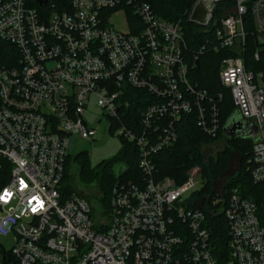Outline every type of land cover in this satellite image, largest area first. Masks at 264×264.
<instances>
[{
    "label": "built area",
    "instance_id": "obj_1",
    "mask_svg": "<svg viewBox=\"0 0 264 264\" xmlns=\"http://www.w3.org/2000/svg\"><path fill=\"white\" fill-rule=\"evenodd\" d=\"M226 1L196 0L188 21L208 28ZM234 2L208 48L235 54L222 59L219 78L241 118L258 129L249 164L261 184L264 72L248 71L243 55L250 16L261 60L264 0ZM119 9L133 14L127 33L111 23ZM0 42L11 47H0V236L14 239L2 264H264V220L253 200L234 189L213 202L223 205L227 237L216 253L210 215L192 198L203 186L198 168L181 184L156 179L154 158L177 141L184 115L196 113L211 138L221 126L223 94L212 97L192 81L180 22L158 17L142 0H71L69 10L49 13L29 0H0ZM129 89L149 103L139 118L127 110L136 99ZM91 100L110 132L138 148L143 177L117 182L98 217L87 198L63 188L78 155L74 141L97 136L86 122Z\"/></svg>",
    "mask_w": 264,
    "mask_h": 264
},
{
    "label": "trees",
    "instance_id": "obj_2",
    "mask_svg": "<svg viewBox=\"0 0 264 264\" xmlns=\"http://www.w3.org/2000/svg\"><path fill=\"white\" fill-rule=\"evenodd\" d=\"M148 3L153 12L160 18L173 22L181 23L184 31V36L187 42V49L185 51L186 58L189 63L191 79L198 85L199 88L206 90L212 97L223 94V100L218 101L220 117V131L215 138L207 136L201 128L198 126L197 114L184 115L176 124L177 141L167 149L159 152L155 158L156 166V179L162 180L164 178H171L178 184H181L186 179V173L195 168L200 167L202 170V188L192 194L199 195L203 199L196 200L201 208H203L211 221V226L214 232V247L215 252L220 253L225 247V221L223 215L220 213L222 204L212 205L215 192L213 188L214 174L219 171L218 166L223 168L222 162L225 161V156L228 155V148L221 150L216 158L210 159L208 162L202 156V149L204 146L225 141L226 144L238 143L243 147L245 153L241 159V172L231 178L228 184H225L224 194L227 198L234 189H238L241 195L245 198L253 200L259 208L262 220H264V183H255L252 180L249 161L252 156L253 140L250 138H231L226 137L224 128L226 124L236 115L237 111L231 96L230 91L223 87L219 78V66L223 58L231 55H235L231 51L229 52H213L208 47L215 43L214 32L217 26H219L220 20L223 15H226L228 10L234 6V0H229L216 5L214 11V24L208 28H201L188 21V14L196 2V0H142ZM41 0H29L30 5L45 13H49L51 9L57 11L69 10L71 0H47V5L40 6ZM54 6V7H52ZM133 18V14L130 13V19ZM246 31V43L243 55V61L248 71L253 73L264 72V52L260 61L254 59L256 51L260 50L261 45L257 42L255 34L253 33L254 27L251 22L250 16L247 17L245 24ZM207 49L200 55L198 60H195L194 56L199 53L202 47ZM1 50L9 53L11 47L0 42ZM264 51V50H263ZM5 52V53H6ZM129 94L135 95L136 99L127 109L132 112L136 118L141 116V113L145 109L147 103L140 101L141 95L145 93L129 89ZM150 97H148L149 99ZM151 103V101H150ZM122 148L119 155L111 160L104 161L92 168L85 152L79 153L78 157L80 161L79 175L82 181H96L101 192V206L108 209L111 201V194L114 185L121 182H131L133 184H139L142 182V171L139 169V150L131 143L121 139ZM249 151H247V149ZM75 157V158H76ZM119 160L122 163L124 171L121 173H115V161ZM69 164L67 165V172L64 180V193L70 195L72 193L80 194L71 181V175L68 171ZM81 195V194H80ZM217 209V213L213 214ZM210 209L211 211H209ZM5 255V253H4ZM9 254H6L8 256ZM6 262V260H5Z\"/></svg>",
    "mask_w": 264,
    "mask_h": 264
},
{
    "label": "rangeland",
    "instance_id": "obj_3",
    "mask_svg": "<svg viewBox=\"0 0 264 264\" xmlns=\"http://www.w3.org/2000/svg\"><path fill=\"white\" fill-rule=\"evenodd\" d=\"M129 19L130 12L125 9L116 10L111 14V23L113 24L114 28L123 33H127L130 30ZM86 122L89 127H93L97 131V136L94 140L77 138L73 143L71 153L79 154L81 152H85L92 168L104 161L116 158L122 148L121 139L110 132V125H112V123L109 118H107V116L102 113V110L96 106L94 100H91L87 108ZM226 147L228 148V155L224 157L226 159L224 162H222L224 166L223 168L218 166L219 171L214 174L215 178L213 181V188L215 197L213 198L212 203L221 197L222 193H224L225 184H228L231 178H235V176L241 172V159L245 153V150L238 143L236 144L233 142V144H226L225 141L204 146L202 149V156L205 158V161L208 162L210 159L216 158L218 153ZM249 149L250 148H248L247 151H249ZM80 161L81 160L76 157L69 164L68 171L71 175V181L76 190L89 200V203L94 210L95 216L98 217L101 210L100 208L102 207V203L99 202L102 194L96 181H82L79 175ZM121 166L122 163L119 160H116V174L122 172L120 169L118 171V168ZM195 168H198L202 178L201 168ZM198 199L201 200L203 197L194 195V200ZM208 210L211 211L210 209ZM13 246V237L0 236V264H2L3 253L9 254Z\"/></svg>",
    "mask_w": 264,
    "mask_h": 264
},
{
    "label": "water",
    "instance_id": "obj_4",
    "mask_svg": "<svg viewBox=\"0 0 264 264\" xmlns=\"http://www.w3.org/2000/svg\"><path fill=\"white\" fill-rule=\"evenodd\" d=\"M46 2H40V6H44ZM224 132L226 137L255 139L258 129L255 125L243 120L239 113H237L225 126Z\"/></svg>",
    "mask_w": 264,
    "mask_h": 264
},
{
    "label": "crops",
    "instance_id": "obj_5",
    "mask_svg": "<svg viewBox=\"0 0 264 264\" xmlns=\"http://www.w3.org/2000/svg\"><path fill=\"white\" fill-rule=\"evenodd\" d=\"M237 113H238V112H237ZM237 113H236V114H237ZM225 134H226V133H225Z\"/></svg>",
    "mask_w": 264,
    "mask_h": 264
}]
</instances>
